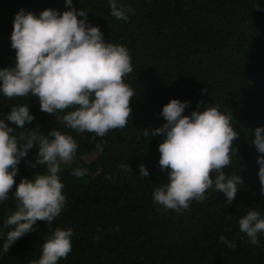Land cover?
<instances>
[{
	"label": "trees",
	"instance_id": "trees-1",
	"mask_svg": "<svg viewBox=\"0 0 264 264\" xmlns=\"http://www.w3.org/2000/svg\"><path fill=\"white\" fill-rule=\"evenodd\" d=\"M124 3L135 9L127 21L110 15L108 0H73L75 8L88 11V21L99 27L106 42L129 50L132 71L125 82L136 95L130 101L126 127L109 130L104 137L78 134L55 115L41 111L31 94L0 96V118L15 104L28 105L34 115L25 129L14 128L18 138L26 128L37 126L41 135L60 130L78 143L73 160L60 165L66 196L61 213L51 225L38 220L35 230L18 238L7 252L0 235V264L38 259L42 243L57 227L73 231L72 250L58 264H264V234L259 235V245H253L238 226L248 208L259 207L264 214L258 154L249 143L254 129L264 125V0ZM46 8L66 10L64 0H0V68L15 63V50L10 47L15 14L24 9L38 15ZM172 98L190 102L185 115L196 110L198 102L201 111L211 103L232 114L231 124L239 135L224 171L240 172L242 185L231 203L211 188L203 201H191L180 213L164 212L153 202L154 188L166 178L158 163L162 136L149 140L142 132L165 122L160 112ZM98 143L103 151L97 149ZM36 153L34 146L22 158L14 178L17 184L44 172L35 163ZM141 163L149 171L145 177L139 175ZM119 164L132 170L125 172ZM77 166L87 169L84 177L71 175ZM16 203L10 194L0 204V233L8 230L3 220ZM221 235L233 246L221 241Z\"/></svg>",
	"mask_w": 264,
	"mask_h": 264
},
{
	"label": "clouds",
	"instance_id": "clouds-1",
	"mask_svg": "<svg viewBox=\"0 0 264 264\" xmlns=\"http://www.w3.org/2000/svg\"><path fill=\"white\" fill-rule=\"evenodd\" d=\"M64 2L66 10L62 12L46 8L36 15L20 9L15 14L10 35L15 63L0 68V96L11 99L31 94L40 110L55 115L65 128L104 137L109 130L126 127L131 117L130 101L136 94L125 82L132 71L131 56L126 46L105 41L99 27L88 21V11L75 8L73 0ZM108 5L110 15L118 20L127 21L129 14L135 13L124 0H108ZM189 103L170 99L160 112L165 122L142 132L149 140L162 136L158 163L166 178L154 188L152 199L164 212L188 209L191 201H203L210 188L222 192L226 202L231 203L242 185L240 172L235 175L224 171L231 164L232 145L239 135L231 124L232 114L211 103L201 111L198 102L197 109L185 115ZM33 119L26 104L10 106L0 118V204L8 201L10 194L17 202L15 210L3 220V227L8 229L0 233L5 252L18 238L35 230L38 220L51 225L61 213L66 196L60 165L72 161L78 148L72 135L55 129L41 135L37 126L26 128L27 132L18 138L14 128L25 129ZM249 143L258 154L257 175L264 194V155H260L264 154V125L254 129ZM34 146L35 163L43 166L44 172L35 173L32 179L21 178L17 184L14 178L18 165ZM96 147L103 151L102 144ZM117 167L125 172L132 170L125 164ZM86 173L87 169L79 166L71 170V175L78 178ZM148 174L141 163L139 175ZM248 209L238 220L239 231L251 244L259 245L264 214L259 207ZM72 236L71 228H55L42 243L39 258L29 264H58L66 259L72 250ZM220 240L233 246L223 235Z\"/></svg>",
	"mask_w": 264,
	"mask_h": 264
}]
</instances>
